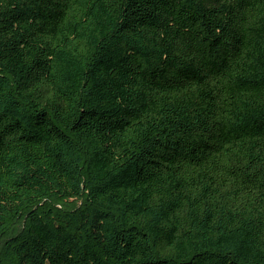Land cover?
<instances>
[{"label": "trees", "instance_id": "obj_1", "mask_svg": "<svg viewBox=\"0 0 264 264\" xmlns=\"http://www.w3.org/2000/svg\"><path fill=\"white\" fill-rule=\"evenodd\" d=\"M20 219L0 264H264V0H0Z\"/></svg>", "mask_w": 264, "mask_h": 264}, {"label": "rangeland", "instance_id": "obj_2", "mask_svg": "<svg viewBox=\"0 0 264 264\" xmlns=\"http://www.w3.org/2000/svg\"><path fill=\"white\" fill-rule=\"evenodd\" d=\"M66 205L71 207V206L75 205V203H68ZM58 207H62V205L58 204ZM22 227H23V219H20L19 221H17L14 225H12L9 228L8 232L5 235H3L0 238V259L2 258L3 246H4V243H5L6 239H7V237L10 236V235L15 234L16 230H20Z\"/></svg>", "mask_w": 264, "mask_h": 264}]
</instances>
